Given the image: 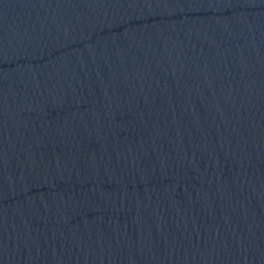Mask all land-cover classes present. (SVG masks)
Returning a JSON list of instances; mask_svg holds the SVG:
<instances>
[{"label":"water","instance_id":"95a60500","mask_svg":"<svg viewBox=\"0 0 264 264\" xmlns=\"http://www.w3.org/2000/svg\"><path fill=\"white\" fill-rule=\"evenodd\" d=\"M0 264H264V0H0Z\"/></svg>","mask_w":264,"mask_h":264}]
</instances>
